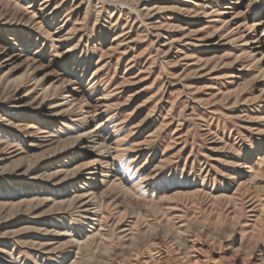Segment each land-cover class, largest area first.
Here are the masks:
<instances>
[{"label":"rangeland","instance_id":"obj_1","mask_svg":"<svg viewBox=\"0 0 264 264\" xmlns=\"http://www.w3.org/2000/svg\"><path fill=\"white\" fill-rule=\"evenodd\" d=\"M0 50V264H264V0H0Z\"/></svg>","mask_w":264,"mask_h":264},{"label":"bare ground","instance_id":"obj_2","mask_svg":"<svg viewBox=\"0 0 264 264\" xmlns=\"http://www.w3.org/2000/svg\"><path fill=\"white\" fill-rule=\"evenodd\" d=\"M254 26L255 25L253 23H251V24H249V26L247 27V29H250V28H253L254 29ZM258 43H259V40H257V39L251 41V45L252 44H258ZM8 60H11V58H9ZM68 93H71V94H65V96L63 98H70V97H72V91H69ZM80 107H83L82 108L83 109V112L81 114L84 115V117H83V119H81V121H85L84 127H86L87 126L86 123L90 122L91 110H89V107L86 105L85 100H83V99H81V101H80ZM84 127L82 129H84ZM98 136H99V134H98L97 128L91 127L88 131H85L83 133H80L75 138L74 143L71 144L70 147L71 148H74V147H76L75 145L76 144H79V143L82 144V145L84 144L87 147V145L89 143H92V141H93L92 139L94 138L96 140V138H98ZM95 162L96 161L94 159H91L89 161V164H90L89 167L85 169V170H88L89 171L88 174H92V176L94 174H96V172H95L96 171V168H95L96 164H95ZM89 180L94 181L95 180L94 179V176H93V178H91ZM83 206H86V203H83L82 204V207Z\"/></svg>","mask_w":264,"mask_h":264}]
</instances>
